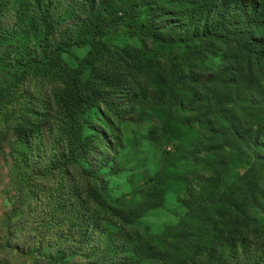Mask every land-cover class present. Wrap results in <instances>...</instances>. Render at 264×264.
<instances>
[{"label":"rangeland","instance_id":"obj_1","mask_svg":"<svg viewBox=\"0 0 264 264\" xmlns=\"http://www.w3.org/2000/svg\"><path fill=\"white\" fill-rule=\"evenodd\" d=\"M88 1L57 2L54 11L59 23L56 39L75 35L77 28L83 32L85 16L82 13H88ZM126 1L116 2L119 11H122ZM257 1L261 7L264 6V0ZM178 6L182 10L177 13H197L199 10L196 0H182L174 3L171 9ZM168 10L163 13H168ZM249 12L247 8L246 13ZM122 13L124 12L114 16L120 25L119 30H112V41L107 45V48H111L112 55L106 54L104 62H98L94 86L97 93H103L108 105L112 108L114 106L116 110L123 107L122 112L130 115L121 122H113V127H110L102 119L103 114L107 113L105 106L90 111L88 126L102 131L105 142H108L105 148L92 156L95 165L80 151L77 158L82 163L81 167L72 166L67 172L53 171L48 175H37L19 182L17 176L9 174V164L0 160V250L9 235L14 240L11 244L13 249L0 252V264H45L31 259L26 251L33 248L53 259L60 249L69 252V248L80 241L83 232L87 228L90 230L96 221L102 224L96 238L99 253L91 261L68 254L65 263L99 264L102 258L108 256V241L111 243L109 251L112 253V244H116L119 235H124L134 237L136 241L140 255L135 256L137 264H202V248L205 254L218 248L217 255L224 256L222 264H264V131L261 132L254 124L255 112L250 101L245 105L241 101L245 96L258 93L261 101L259 105L264 109L263 77L259 85L255 79L245 80L238 97L232 98L230 108H227V112L233 115L232 124L245 133V140L250 135L255 137L262 134L257 148H246L247 152L256 151L260 155L259 165L256 164V158L247 157L245 153L239 154L236 150L231 152V148L222 153V148L218 153L212 151L213 147L217 146V150L221 146L219 140L223 142V138L208 136L198 124L188 128L180 125L176 129V135L164 134L160 118L154 117L144 122L136 119L142 113L147 115L148 110L157 112L152 107L156 98V82L151 76L164 67L159 68L154 59L151 61V71L147 73L132 70L128 73L122 67V54L119 50L137 49L142 48V44H150L141 35L123 29L125 15ZM15 15L16 13H0V24L6 29L13 28ZM168 19L160 18L159 22L167 25V21H170L167 27L173 29L162 31L161 35H170L177 28L174 27V20ZM15 26L20 28L19 24ZM35 44L42 46L41 39L36 40ZM26 46L22 40L0 46V71H8L12 67L2 62L7 52L16 53ZM93 49L91 44L81 48L73 47L69 53H63L61 59L69 67L75 68ZM167 52H163V57L172 56ZM128 54L134 56L130 51ZM152 57L157 60L156 56ZM219 64V58H209L201 69L189 68L188 77L195 81L204 80L210 75H202L204 71L211 73L212 68L215 69ZM258 69L264 72V58ZM161 73L162 71L159 74ZM13 81L10 75L1 74L0 91L11 87ZM193 92L194 90L190 94ZM239 97V104L231 102ZM193 114L175 110L173 115L187 124L192 121ZM103 124L106 125L102 126ZM53 127L54 124H46V147L51 140ZM220 128L229 129L231 126L228 122L221 123ZM226 131L228 130L222 132ZM7 138L14 142L18 137L11 130L7 133ZM224 143L228 147H236L235 144L240 146L232 138ZM64 150L67 152L66 148ZM206 150H209V159L206 158ZM184 155H189L188 161L184 160ZM206 159L213 165L208 174L200 170L206 164ZM82 168L88 171L83 172ZM156 173L163 175L164 179L151 189L150 197L137 195L138 200L131 201L130 207L120 216L118 212L111 211L107 204L108 197L117 199L136 190H148L154 185L148 180ZM182 179L184 182L181 183ZM248 187L253 188L252 193L249 192L251 197L246 192ZM145 203L148 207L155 203L160 206H154L140 215L145 209ZM233 206H236L237 212ZM191 210L196 216L188 227L197 221V236L184 246H175L173 237L166 235L164 230L182 229L189 222L187 214ZM132 211L137 215L132 219L133 222L130 219ZM122 227H125L126 232L119 234ZM146 248L151 250L152 258L142 256L141 252ZM197 254L198 257L194 259Z\"/></svg>","mask_w":264,"mask_h":264},{"label":"trees","instance_id":"obj_2","mask_svg":"<svg viewBox=\"0 0 264 264\" xmlns=\"http://www.w3.org/2000/svg\"><path fill=\"white\" fill-rule=\"evenodd\" d=\"M58 1L60 0H0V13H16L14 25H20V28L13 25V28L6 29L0 24V46L12 44L15 40H22L24 45H27L16 53L7 52L2 62L12 67L8 71H0V76L10 75L14 80L11 87L0 91V160L9 164L11 176H17L19 182H22L27 180L26 178L48 175L53 171L67 172L72 166L81 167L82 163L77 158L80 151L95 165L92 156L105 148L108 142H105L102 131L88 126L90 111L105 106L107 113L103 114L102 119L110 127H113V122H121L129 117V113L122 112L123 107L116 110L114 106L112 108L108 105L103 93H97L94 86V78L98 75V62H104V57L112 55L111 48H107V45L112 41V30H119L120 22L117 17L114 18L119 12H124L122 14L125 15L123 29L141 35L143 40L147 39L150 43L149 46L142 44V48L119 50L122 54V67L127 69L128 73L131 70L147 73L151 71L153 59L159 68L164 67L159 70L162 71L161 74L158 72L151 76L156 82V98L152 107L156 108L157 112L148 110L147 115L142 113L136 119L144 122L158 117L163 124L162 133L172 135H176V129L180 125L188 128L198 124L205 129L208 136L223 138V142L219 140L221 137L217 139L221 146L217 150V146L213 147L212 151L215 153L220 152V148L221 153L231 148V152L236 150L239 154L245 153L247 157L256 158V164L260 163V155L256 151L247 152L246 148H257L262 134L255 137L250 135L245 140V133L232 124L233 115L227 112L230 100L238 97L245 80L255 79L259 85L263 77L262 83L264 82V72L258 69L264 58V6L261 7L257 0H196L199 9L197 13H177L182 10L181 6L171 9L174 3L182 0H127L121 8L122 11L117 9L116 2L119 0H89L88 13H82L85 16L82 23L83 32L77 28L75 35L56 39L59 23L54 11ZM247 8L249 13H246ZM166 9H169L168 13H163ZM160 18L174 20L176 30L170 35H161L162 31L168 32L173 28L167 27L170 21H167V25L160 23ZM39 39L42 46L35 44ZM87 44L93 45L94 49L78 67H69L62 61L63 53H69L71 48H81ZM129 51L134 56H129ZM163 52L172 56L163 57ZM152 56H156L157 60ZM209 58H219L220 64L215 69L212 68L211 73L204 71L202 75L210 74L206 79L195 81L188 77L189 68L201 69ZM259 96L260 94L253 93L241 101L244 105L250 101L255 112L254 124L262 132L264 109L259 105ZM240 99L239 97L238 102H231L239 104ZM175 110L193 112L192 121L186 124L185 121L175 118ZM227 122L231 128H220L221 123ZM47 123L54 124L48 147L45 131ZM11 130L15 131L18 137L14 142L7 138V133ZM225 130L228 131L222 132ZM231 138L240 146L225 145L224 142ZM205 152L208 158L209 150ZM183 157L185 161L189 160V155ZM208 162L210 161L206 159V164L200 169L204 174H208L213 167ZM82 171L88 170L82 168ZM91 171L94 172L93 169ZM163 177L159 173L153 175L148 182L154 185L148 190H136L117 199L108 197V206L113 213L118 212L120 216L130 207L131 201L138 200V196L150 197L149 192L164 179ZM166 181L165 179L164 182ZM180 182H184V179ZM252 191L253 188H247L249 197V192ZM158 194L161 198L160 190ZM145 204V209L140 215L154 206H160L159 203L150 207ZM233 209L237 212L236 206H233ZM130 216L132 220L137 215L132 211ZM195 216L191 210L187 214L189 222L182 229L164 230L166 235L173 237L175 246H184L197 236V221L188 227L190 222H194ZM101 229L102 224L96 221L90 230L87 228L83 232L80 241L69 248V252L60 249L53 259L33 248L26 251V254L31 259L45 264H67L65 261L68 254L91 261L100 250L96 238ZM125 232V227L118 231L119 234ZM133 238L119 235L116 244H112V253L109 251L111 243L108 241V256L102 258L99 264H137L135 256L140 255ZM13 241V237L9 235L0 252L13 249ZM38 248L39 246L36 247ZM146 249L141 252L142 256L152 258L151 250ZM202 249V264H222L224 256L217 255L218 248L206 254L204 248Z\"/></svg>","mask_w":264,"mask_h":264}]
</instances>
